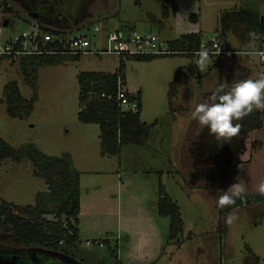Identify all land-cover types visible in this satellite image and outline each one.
<instances>
[{"label": "rangeland", "instance_id": "374dc122", "mask_svg": "<svg viewBox=\"0 0 264 264\" xmlns=\"http://www.w3.org/2000/svg\"><path fill=\"white\" fill-rule=\"evenodd\" d=\"M234 7L257 9L264 16V0H91L82 21L67 30V38L86 35L91 53L38 68L37 100L23 119L6 115L2 95L11 82L24 99L32 95L20 58L0 61V139L14 150L30 145L46 157L68 155L71 169L80 175L82 233L75 248L59 247L77 264H125L128 255L142 249L156 254L152 264H255L248 250L257 264H264V202L234 209L238 219L232 225L225 221L233 210L220 214L217 206L220 191L237 182L245 185L246 195H261L257 189L264 181V121L220 144L191 118L195 106L208 101L220 76L225 88L233 85L227 75L232 55L220 57L221 71L213 67L216 57H210L203 71L194 63L196 56L126 60L125 87L132 95L139 93L140 121L149 134L144 144L122 147L118 156L102 153L97 125L77 119V76L116 71L118 56L108 53L116 31L126 27L152 34L165 45L188 34L207 42L216 37L219 13ZM5 20L10 25L2 28V45L35 23L18 0H0V25ZM262 45L253 39L242 46L229 33L225 48L250 52ZM234 58L250 71L248 78L264 74L258 57ZM173 81L177 85L169 100ZM35 171L29 159L0 162V204L33 206L36 194L46 192L44 178ZM120 182L127 191L118 190ZM160 185L181 221V231L171 241L169 217L157 212ZM219 225L225 227L224 235ZM4 230L0 226V232Z\"/></svg>", "mask_w": 264, "mask_h": 264}, {"label": "trees", "instance_id": "16d2710c", "mask_svg": "<svg viewBox=\"0 0 264 264\" xmlns=\"http://www.w3.org/2000/svg\"><path fill=\"white\" fill-rule=\"evenodd\" d=\"M18 1L26 13L36 16L35 22L42 31L55 37L64 38L68 35L67 30L74 28L82 21L86 14V5L91 0ZM4 11L11 12L6 7ZM261 17L257 9L243 7H234L221 12L217 18L216 37L225 45L228 34L232 33L243 46L253 40L247 34L255 31L258 38L254 40L264 44V21H261ZM7 21L9 26L10 21ZM200 41L199 35H183L175 41L167 42L168 47L172 51L178 52L177 54L167 56H120L117 61V69L113 74L102 72H82L78 74L80 111L77 114V119L83 125L95 124L98 126L101 151L104 155L115 157L118 156L122 147L140 146L147 141L149 134V128L140 121L139 93L132 95L126 90L129 101L136 100L138 102L139 110L137 113L122 111L115 99L118 78L121 79V84L124 87L126 86L123 73L124 62L129 59L149 61L157 57L179 55L195 57L193 54H184L183 52L197 51ZM231 55L232 63L228 67L227 75L229 81L234 84L237 81L247 79L250 71L234 58L238 54ZM80 58L79 55L72 57H21L19 62L22 75L27 85H29L32 95L29 99H24L20 95L16 82L6 84L2 90L6 115L14 119H23L31 113L37 100L35 82L38 68L60 64L65 59L78 61ZM2 59H10L11 63L14 60L11 57H0V61ZM213 67H217L221 71L222 62L220 57H216ZM176 85V81H173L170 85L169 100L174 96ZM219 85H223L221 76L214 87V91ZM227 90L225 88V91ZM211 94L208 96H211ZM101 95H104V97H101ZM261 121H264V109L255 110L243 121L235 122L242 124L240 132L242 133L259 128ZM229 141L217 140L220 144ZM20 159H29L32 162L36 168L35 173L40 174L45 180L46 192L44 195L36 194L33 206L20 208L3 202L0 204V226L7 229V244L21 247L39 245L52 252L58 251L62 244L75 248L79 243L77 226L80 212V175L71 169L70 157L68 155L59 158L46 157L37 153L30 145L14 150L0 139V162L5 160L19 161ZM158 193L157 212L159 216L169 217V240L171 241L181 231L179 211L177 206L162 194L161 185ZM260 201L264 202V195H246L243 201L237 200L236 205L224 209L218 207V211L220 214H225ZM50 216L53 218H50ZM222 227L219 225V230L224 235L226 229ZM5 236L6 233L0 234V240H4ZM248 253L254 263L257 264V257L249 250Z\"/></svg>", "mask_w": 264, "mask_h": 264}, {"label": "built area", "instance_id": "2783aa9c", "mask_svg": "<svg viewBox=\"0 0 264 264\" xmlns=\"http://www.w3.org/2000/svg\"><path fill=\"white\" fill-rule=\"evenodd\" d=\"M264 21V16L261 17ZM0 25V40L4 38V33ZM94 31H98L95 28ZM90 43L84 34H76L71 38H59L52 36L41 30V28L33 23L28 24V29L22 32L20 35L14 36L8 41L5 40L4 44H0V57H11L12 59L28 57V56H61L72 57L75 55L83 56L87 53H91L89 50ZM206 48L209 50V55L214 57L227 56L231 54H240L242 52H231L225 48V45L215 37L211 41L205 42L201 40L199 48L194 52H186L184 54H193L201 49ZM220 51L217 56L215 53ZM257 52H264V45L257 50ZM108 53L117 54L120 56H167L174 55L178 52L172 51L167 43L166 45L161 42L156 36L152 34L140 35L132 29L126 28L124 31H116L113 36V50ZM246 53V52H245ZM246 55V54H244ZM259 63L264 67V61L260 60ZM120 78L117 80V91L115 99L118 102V106L122 111L137 113L139 105L136 100L129 101L126 88L121 84ZM104 97V95H101ZM98 246L102 247V243L99 242Z\"/></svg>", "mask_w": 264, "mask_h": 264}, {"label": "clouds", "instance_id": "9594fccd", "mask_svg": "<svg viewBox=\"0 0 264 264\" xmlns=\"http://www.w3.org/2000/svg\"><path fill=\"white\" fill-rule=\"evenodd\" d=\"M256 39L258 34L251 31L247 34ZM217 51L215 55H219ZM253 58L259 57L264 61V52L255 50L242 52ZM196 55L199 57L194 63L199 71H203L211 62L209 50L201 48ZM264 109V74L258 78H247L235 82L227 91L225 85H219L211 94L207 102L197 104L191 112V118L199 122L202 127H207L209 135L217 140H231L237 137L242 130V124L235 121H243L253 111ZM258 192L264 195V181L258 185ZM246 196L245 185L241 182L232 184L227 191H220L217 198V206L221 209L236 205L237 200L243 201ZM238 216L236 211L230 212L225 223L232 225Z\"/></svg>", "mask_w": 264, "mask_h": 264}, {"label": "flooded vegetation", "instance_id": "af4514ba", "mask_svg": "<svg viewBox=\"0 0 264 264\" xmlns=\"http://www.w3.org/2000/svg\"><path fill=\"white\" fill-rule=\"evenodd\" d=\"M2 233L6 236L0 240V264H77L74 256L64 251L52 252L39 245L21 247L7 244V229Z\"/></svg>", "mask_w": 264, "mask_h": 264}, {"label": "crops", "instance_id": "0c3cea01", "mask_svg": "<svg viewBox=\"0 0 264 264\" xmlns=\"http://www.w3.org/2000/svg\"><path fill=\"white\" fill-rule=\"evenodd\" d=\"M259 14H260V12H259ZM32 17L36 20L35 15ZM35 24H36V22H35ZM98 137H99V134H98ZM79 190H80V187H79ZM118 190L119 191H127L128 189H127L126 183H122V182L118 183ZM79 199H80V197H79ZM79 202H80V200H79ZM80 214H81V202H80V212H79V216H78V226H77L78 239H79V234L82 233ZM105 243H107V240L105 241ZM133 249H135V247H133ZM144 251H146V250L145 249L137 250L134 254L132 252V254L127 256L125 264H152L154 261V258L156 257V254L155 253H148V252H144Z\"/></svg>", "mask_w": 264, "mask_h": 264}, {"label": "water", "instance_id": "95a60500", "mask_svg": "<svg viewBox=\"0 0 264 264\" xmlns=\"http://www.w3.org/2000/svg\"><path fill=\"white\" fill-rule=\"evenodd\" d=\"M261 21H262V18H261ZM1 26L3 28L7 27L8 26V21L7 20L3 21L2 24H1Z\"/></svg>", "mask_w": 264, "mask_h": 264}]
</instances>
